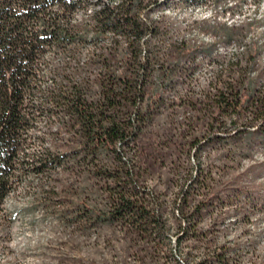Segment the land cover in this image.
<instances>
[{
  "label": "trees",
  "instance_id": "1",
  "mask_svg": "<svg viewBox=\"0 0 264 264\" xmlns=\"http://www.w3.org/2000/svg\"><path fill=\"white\" fill-rule=\"evenodd\" d=\"M251 1L257 9L264 3ZM167 5L0 0V213L29 183L37 188V204L68 202L67 210L51 212L62 221L96 233L115 229L165 248L167 202L148 180L156 167L174 164L177 152L194 154L197 173L189 179L180 170L169 179L177 187L176 243L208 241L201 224L216 226L229 196L213 188V172L199 154L211 142L222 148L245 135L264 137V72L255 64L261 47L251 39L242 53L215 56L212 79L196 91L200 58H212L213 49L182 36ZM223 9L234 15L238 6ZM255 21L223 26V41L242 42ZM188 255L184 264L234 263L225 246L198 261Z\"/></svg>",
  "mask_w": 264,
  "mask_h": 264
},
{
  "label": "rangeland",
  "instance_id": "2",
  "mask_svg": "<svg viewBox=\"0 0 264 264\" xmlns=\"http://www.w3.org/2000/svg\"><path fill=\"white\" fill-rule=\"evenodd\" d=\"M179 1L168 0L166 15L171 23L181 30L182 36L213 49L212 58H200L201 67L194 79L196 91L206 88L212 79L217 68L212 62L215 56L224 55L229 59L242 53L251 39L260 42L261 51L255 64L264 72V3L257 9L251 0H224L220 7H201L193 0ZM226 3L238 6L234 15L223 13ZM249 18L256 20L255 25L251 31L243 32L242 42L223 41V26H243ZM162 150L168 155L171 150L175 151L174 146L170 151ZM177 153L172 157L174 164L153 169L147 184L167 202L171 228L165 248L156 250L154 245L115 229L96 233L73 225L69 220L62 221L51 212L61 208L67 210L68 202L62 201L64 207L56 208L37 204L33 199L37 188L28 183L12 194L2 207L0 264H184L187 253L190 260L198 261L209 250L220 252L223 246L233 250V264H264V137L245 135L228 140L222 148L216 142L204 147L199 154L203 168H210L213 188L229 199L219 205L216 226L210 220L201 224L208 241L191 239L182 247L176 243L179 221L174 217L176 208L172 205L177 187L169 179L180 170L190 179L198 171L199 160H195L194 154L181 156ZM206 246L209 248L205 249Z\"/></svg>",
  "mask_w": 264,
  "mask_h": 264
}]
</instances>
